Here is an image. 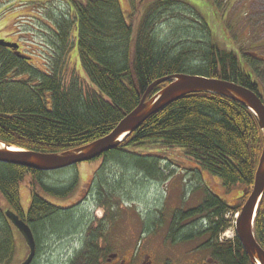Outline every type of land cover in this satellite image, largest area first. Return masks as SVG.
Returning a JSON list of instances; mask_svg holds the SVG:
<instances>
[{"label": "trees", "instance_id": "16d2710c", "mask_svg": "<svg viewBox=\"0 0 264 264\" xmlns=\"http://www.w3.org/2000/svg\"><path fill=\"white\" fill-rule=\"evenodd\" d=\"M59 1L66 8L48 16L46 49L41 57L44 68L31 64L30 57L24 60L27 56L20 49L15 52L0 47V143L44 154L79 149L109 135L139 106L151 84L174 75L230 82L255 93L264 105L259 91L260 84L264 87V54L257 51L260 45L241 47L239 55L221 48L212 41L200 15L182 1L127 0L129 16L122 12L118 0ZM137 14L139 18L134 23ZM170 17L187 21V30L171 34L188 31L187 44L180 43L183 38L175 43L168 37L161 38L159 26ZM74 42L91 88L88 91L74 72L65 80ZM238 56L253 72L255 81L242 69ZM167 84L155 87L145 102ZM147 146L182 150L202 171L216 178L223 189L243 187L249 190L248 198L262 155L263 135L257 117L229 97L190 94L159 109L117 148L95 159L102 163L89 186L90 193L96 205L110 215L88 232L81 252L75 254L71 264L77 260L82 264H106L114 255L109 254L107 238L118 191L110 186L116 180H108L107 169L109 165L129 168L149 179H158V158L133 151ZM48 174L0 163V199L31 229L36 255L43 234L59 235L66 228L64 224L74 220L71 209L56 207L41 194L60 200L69 198L78 184L77 174L61 187L47 185ZM26 180L31 204L24 213L20 187ZM239 209L208 194L195 208L175 214L166 242H197L196 249L206 255L202 264H251L236 235L219 240L232 225L227 213H238ZM13 229L0 204V264L12 263ZM253 230L256 242L264 250V195L256 210Z\"/></svg>", "mask_w": 264, "mask_h": 264}, {"label": "rangeland", "instance_id": "374dc122", "mask_svg": "<svg viewBox=\"0 0 264 264\" xmlns=\"http://www.w3.org/2000/svg\"><path fill=\"white\" fill-rule=\"evenodd\" d=\"M118 1L122 12L129 16L131 10L127 0ZM180 1L200 15L208 27L212 41L221 48L239 55V48H250L249 45L258 44L261 48L257 51L264 54V0ZM65 8L59 0H0V40L18 44L21 52L31 58V64L42 69L44 64L41 57L46 49L44 39L46 28L50 25L48 16L50 13L59 14ZM138 16L137 14L134 17V23L137 22ZM185 24L187 25L185 19L170 17L159 26V34L162 39L168 37L171 43L183 38L180 43L187 44L188 31L171 36L175 32L187 30ZM72 36H76L75 29ZM238 57L242 69L255 81L253 72L247 68L241 57ZM67 65L65 80L67 81L74 72L81 80L84 90H90L79 63L76 42L71 46ZM259 86L260 94L264 96V87L261 84ZM133 151L140 155L157 157L159 177L149 179L137 170L108 166V180H116V183L110 186L118 191L117 206L113 209V224H109L111 228L108 227L109 254L117 255V264H141L143 261L148 264H165V261L170 264L204 263L206 255L196 249L197 242L174 245L166 242V235L175 214L195 208L208 194L219 197L230 207L242 209L249 190L243 187L223 189L216 178L202 171L180 149L166 151L161 150L159 146H147ZM101 163V160L84 162L48 174L45 182L53 187L65 185L74 173L77 174L78 184L69 198L60 200L41 194L48 203L71 209L74 220L65 223L66 228L61 229L59 235L48 232L42 235L33 264H71L75 254L81 252L88 232L94 230L101 220H106V216L110 215L96 205L89 189ZM0 204L4 213L7 206L2 199ZM30 204L29 184L26 180L20 187V205L24 213ZM227 214L229 219L235 213L230 211ZM180 224L183 225L182 222ZM232 227L228 225L227 230L220 235V241L236 235ZM12 232L15 254L11 264H21L27 258L29 250L21 235L15 229ZM115 262L116 260L112 264ZM75 264L82 262L77 260Z\"/></svg>", "mask_w": 264, "mask_h": 264}, {"label": "water", "instance_id": "95a60500", "mask_svg": "<svg viewBox=\"0 0 264 264\" xmlns=\"http://www.w3.org/2000/svg\"><path fill=\"white\" fill-rule=\"evenodd\" d=\"M0 47L15 52L19 49L17 44L7 43L4 40H0ZM23 58L29 60L28 57ZM167 82L166 87L145 102L146 97L155 87ZM196 93H212L229 97L246 106L258 119L263 135L262 155L250 195L236 219L235 232L251 264H264V250L256 242L253 230L256 210L264 195V105L255 93L236 84L189 75H174L157 80L149 86L139 106L125 116L109 135L79 149L60 154L23 151L0 143V163L42 173H52L93 161L102 154L117 148L128 135L138 129L149 116L159 109L181 97ZM4 216L18 231L28 247L29 254L21 264H32L36 255V242L31 229L12 211H5Z\"/></svg>", "mask_w": 264, "mask_h": 264}, {"label": "flooded vegetation", "instance_id": "af4514ba", "mask_svg": "<svg viewBox=\"0 0 264 264\" xmlns=\"http://www.w3.org/2000/svg\"><path fill=\"white\" fill-rule=\"evenodd\" d=\"M20 51H21V49H20ZM113 256H115L114 258H111V257H113ZM117 255L116 254H114V255H110V257L108 258V260L106 261V264H112L115 260H116V262H115V264H117ZM166 262V261H165ZM122 264H125V263H122ZM129 264H131V263H129ZM141 264H148V263H146V262H142ZM150 264V263H149Z\"/></svg>", "mask_w": 264, "mask_h": 264}, {"label": "built area", "instance_id": "2783aa9c", "mask_svg": "<svg viewBox=\"0 0 264 264\" xmlns=\"http://www.w3.org/2000/svg\"><path fill=\"white\" fill-rule=\"evenodd\" d=\"M237 217V215L234 216V219Z\"/></svg>", "mask_w": 264, "mask_h": 264}, {"label": "bare ground", "instance_id": "6f19581e", "mask_svg": "<svg viewBox=\"0 0 264 264\" xmlns=\"http://www.w3.org/2000/svg\"><path fill=\"white\" fill-rule=\"evenodd\" d=\"M168 85V84H167ZM96 188V187H95Z\"/></svg>", "mask_w": 264, "mask_h": 264}]
</instances>
